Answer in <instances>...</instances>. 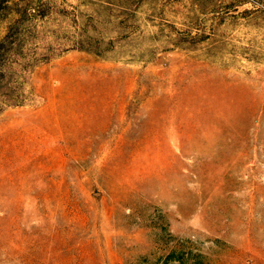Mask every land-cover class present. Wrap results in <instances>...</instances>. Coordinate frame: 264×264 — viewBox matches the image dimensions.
Listing matches in <instances>:
<instances>
[{"label":"rangeland","instance_id":"obj_1","mask_svg":"<svg viewBox=\"0 0 264 264\" xmlns=\"http://www.w3.org/2000/svg\"><path fill=\"white\" fill-rule=\"evenodd\" d=\"M8 31L0 264H264V0H0Z\"/></svg>","mask_w":264,"mask_h":264},{"label":"trees","instance_id":"obj_2","mask_svg":"<svg viewBox=\"0 0 264 264\" xmlns=\"http://www.w3.org/2000/svg\"><path fill=\"white\" fill-rule=\"evenodd\" d=\"M12 48H13V40L11 39V35L9 34V31H8V33L0 40V53H1L0 57L4 53H8L9 51L11 52ZM5 63H10V62L5 61ZM9 65L11 66L12 63H10ZM17 105H18V103H17Z\"/></svg>","mask_w":264,"mask_h":264}]
</instances>
